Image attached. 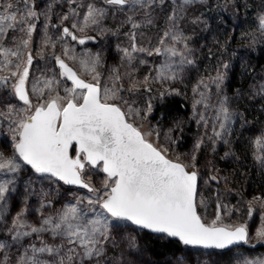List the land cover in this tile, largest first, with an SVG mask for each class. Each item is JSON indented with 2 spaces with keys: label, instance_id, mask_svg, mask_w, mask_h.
Masks as SVG:
<instances>
[{
  "label": "snow or ice",
  "instance_id": "snow-or-ice-1",
  "mask_svg": "<svg viewBox=\"0 0 264 264\" xmlns=\"http://www.w3.org/2000/svg\"><path fill=\"white\" fill-rule=\"evenodd\" d=\"M197 2L204 0H64L68 10L56 13L61 0H49L43 9L37 0H0V73H6L0 75V86L7 90L0 95V127H7L12 148L11 154L0 151V264H126L122 257L109 258L107 253L110 246H118L117 237L125 239L129 249L136 247L134 237H124L130 226L205 249H229L249 242L246 224L223 222L221 209H227L226 205L217 203L210 223L202 219L199 208L204 201L198 199V173L190 171L179 156L169 158L167 148L148 138L151 131H141L137 120L152 112L151 101L142 115L123 95L140 90L135 81L125 88L130 73L120 72L121 66L132 67L139 54L162 58L153 77L161 83L181 80L185 66L194 64L181 21L188 7ZM167 8L170 12L155 45L138 43L143 37L139 30L154 25L158 11ZM53 15L59 24L52 23ZM117 15L129 27L124 33L129 43L118 46L121 65L105 72L102 51L77 52L68 41L78 45L95 41L96 36L86 33L108 34L111 30L104 22ZM41 17L39 55L45 59L49 53L54 68L51 75L30 79L32 46ZM257 19L264 36V14ZM50 28L55 29L54 35ZM58 45L61 55L55 54ZM139 63L147 61L139 59ZM228 68V64L221 65L215 76L201 78L192 88V119L213 142L228 143L231 125L240 116L224 93ZM143 83L148 84L149 78ZM165 94L180 93L172 88L161 93ZM241 94L237 90L236 97ZM257 96L264 98V83L250 85L249 98ZM156 137L158 140L159 133ZM204 142L203 136L194 142L192 161ZM254 145L258 149L255 160L264 167V133ZM24 167L50 185L76 186L91 195L76 196L46 213L44 209L51 208L52 201L47 199L50 193L41 190L38 220L32 222L28 219L27 200L33 194L29 186L22 207L9 223V197L16 192L17 176ZM93 171L103 174L100 187L90 183ZM253 212L250 204L249 218ZM260 219L256 237L264 242V215ZM177 264H183L182 258H177ZM236 264H264V258L240 256Z\"/></svg>",
  "mask_w": 264,
  "mask_h": 264
},
{
  "label": "rangeland",
  "instance_id": "rangeland-1",
  "mask_svg": "<svg viewBox=\"0 0 264 264\" xmlns=\"http://www.w3.org/2000/svg\"><path fill=\"white\" fill-rule=\"evenodd\" d=\"M48 2L49 0H44L43 7ZM220 3H223L224 6L232 5L234 8H237V5L239 4L236 0H204L203 3H193L188 7L186 16L184 20L181 21V28L187 37L188 47L191 49L189 58L194 61V64L185 66V72L181 80L163 83L154 81L153 77L156 75L155 68L161 63L162 58L156 56L149 57L146 54H139L138 60L132 67H127L126 65L121 66L120 72L122 74L125 72L130 73L129 77H125V88L130 87L131 83L135 81L137 82V87L140 89L131 94L128 92L123 93L125 99L128 100L134 108L139 109L143 115L146 110L147 102L151 101L152 103L153 110L147 115V118L137 120V124L141 127V131H151L153 135L148 138L157 145L167 148V155L169 158L176 159V157L179 156L181 162L188 164L190 171H196L198 173V199L204 201V205L200 207L203 216L202 219L205 222L210 223L215 218L217 203L226 205L227 209H221L223 222L226 224H246L249 230V242L245 246L237 247L228 251L227 254L221 257L214 256L211 252L199 250L193 251L187 248L185 252L177 254L175 257L166 256L164 259L157 260L154 259L153 255L148 250H145L140 232L136 228H129L128 231L124 233V237H134L136 247L129 249L127 241L122 237H117L118 246L109 247L107 253L109 258L122 257L126 264H177L178 257L182 258L183 264H236L237 258L240 256L248 258H264V249H262V247H264V242L259 241L256 237V230L261 224V215H264V207H262V205H264V198L255 197L247 202L248 206L251 204L254 208L253 215L249 218L248 210L244 203L245 198L239 194L240 192L237 188L228 186V178L225 175L227 168L221 165L223 161L227 160L226 158L232 150L233 134L236 133L235 130L238 129L239 125L246 123L245 113L235 107V96L230 93L227 85L233 80L236 81V78L239 79L237 73H235L237 67L245 64V58H247V61L249 60L246 55H240V52L245 50V48L248 50L250 49V51H256L259 47L258 42H262L264 36L261 35L257 20L249 30L252 33L240 36L238 40L237 38L236 40L234 37L232 38V32H225L227 35L226 47H228V50L216 48L215 45H219L220 47L223 43L218 42V44H214L215 31L217 27L221 26V23L227 27L226 22H228L226 17L221 19V11H217ZM208 9L213 10V14L209 13ZM238 9L241 10L240 7H238ZM67 10L68 7L67 4L64 3V0H61V4L56 5L54 9L56 13L66 12ZM168 12H170V8H167L164 11H158L155 24L142 27L139 30L143 33V37L138 39V43L143 44L146 47L155 45L158 34L165 25ZM258 13L259 15L264 14V5L259 8ZM123 20L124 17L122 15H117L115 17L109 16L104 22V27L111 31L106 35H101L97 31L89 30L86 35L96 36V40L90 44L78 45L70 40L68 43L74 46L77 52H81L84 49H90L93 52L102 51L105 58V72H107L111 67L121 65V53L118 51V46L126 47L129 43L127 37L124 35L125 32L129 31V27L126 24H122ZM194 20L196 21L195 23L193 22ZM52 23L59 24V20L55 15H53ZM233 25H235V22L231 24V28ZM49 31L51 34H55L54 29L50 28ZM111 33H116V35H112ZM42 34L43 17H41V21L37 23V33L34 36L32 49L35 62L31 70L30 79L41 77L42 74L51 75V69L54 68V61H52L49 53L46 52L45 59L40 58V38ZM77 34L84 35L80 33ZM249 37H251V40ZM149 41H151V45H149ZM235 41L240 42L238 43L239 45H233L232 42ZM61 53L62 47L58 45L55 49V54L61 55ZM139 59H144L147 63L140 64ZM223 64L229 65V68L227 69V78L223 85L224 93L231 98V107L240 114L231 125V134L226 137L228 143H224L220 140L213 142L207 139L205 136V129L197 125L195 120L192 119V105L194 102L192 92L193 86L201 78L215 76L216 70ZM4 74L6 73H0V75ZM145 77L149 78L148 84L143 83ZM237 81L239 83V80ZM240 81L245 82L243 80ZM251 82L264 83V65L261 66V71L259 70L256 74H253ZM243 84L244 83H241V88L244 86ZM252 84L253 83H251V85ZM149 87L151 88L150 92L145 90ZM172 88L179 90L180 94L161 95L166 89L170 90ZM6 91V89L0 86V95L5 94ZM172 96H178L189 100V116L186 118L175 117L170 121H163L161 119L162 117H155V102ZM257 97L258 100H264V98ZM188 122L194 124L193 133L191 134L192 140L189 145L185 143L184 137L181 135V133L186 130ZM177 125H179V127H177ZM258 127L259 128L255 129L256 132L254 134L256 138L264 133V119ZM170 129L172 130L171 132L169 131ZM208 132L210 134V129ZM156 133H159L158 140ZM169 136L171 139H168ZM202 136L205 138V142L201 149L195 153V161H192L191 155L193 153L194 142ZM0 151L5 152L6 154H11L12 152L10 134L8 133L6 126L0 127ZM203 151H206L207 153H205V155L203 154L201 157L200 154H202ZM219 158H221V160ZM89 176L90 182L95 187L101 186L104 178L103 174H96L93 171L89 173ZM212 177H216V179L213 180ZM29 186L33 190V194L30 195L27 200L29 207L28 219L32 222L38 220L36 209L40 208L43 199L41 196V190L50 193V196H48L47 199L52 201V207L44 209L46 213L52 212L54 209H60L65 203L73 201L76 196L91 195L86 191L67 188L62 185H50L48 181H41L34 175L30 174L28 168L24 167L22 172L17 176L16 192L12 193L9 197V223L11 217L22 207L25 189ZM229 210L231 211L230 215L227 214ZM129 252H131V255H129ZM9 254L13 255L14 253Z\"/></svg>",
  "mask_w": 264,
  "mask_h": 264
},
{
  "label": "trees",
  "instance_id": "trees-1",
  "mask_svg": "<svg viewBox=\"0 0 264 264\" xmlns=\"http://www.w3.org/2000/svg\"><path fill=\"white\" fill-rule=\"evenodd\" d=\"M236 1L239 2L237 6L240 7L241 10H239L238 7L234 8L232 5L224 6L223 3H220V6H218L217 11H221V19L223 17L228 19V22H226L227 27L221 23V26L217 27L215 31L214 44H218V42L223 43L220 47L219 45H215L218 49L222 48V50H228V47H226L227 35L225 32H232L233 35L231 36L232 38L234 37L235 40L236 38L238 40L240 36L251 34L252 32L249 30L254 22L258 20L259 8L264 5V0ZM208 12L213 14L214 11L208 9ZM234 22L235 25L231 28V24ZM249 39L251 40V37H249ZM238 43L240 42H232L233 45H239ZM258 43L259 47L256 51H250V49L248 50L245 48V50L240 52V55H246L249 60L247 61V58H245V64L237 67L235 73H237L239 79L236 78V81L233 80L227 85L230 93L235 96V107L245 113L246 123L239 125L238 129L235 130L236 133L233 134L232 150L227 156V160L221 163L223 167L227 168L225 175L228 178V186L239 190V194L245 198L244 203L247 210L249 208L247 205L249 200L255 197L264 198V167L255 160L257 149L254 145V140L256 139L254 135L256 132L255 129L259 128L258 126L264 119V100H258V97L249 98L250 85L255 82H251L253 74H256L259 70L261 71V66L264 65V38L262 42ZM237 80H239V83ZM240 80L245 82H241ZM241 83H244L242 88ZM237 90H240L242 93L238 98L236 97ZM189 107L190 103L188 99L178 96L163 98L155 102L154 116L162 117L161 119L163 121H170L175 117L186 118L190 113ZM193 126L194 124L192 122H188V126L184 131L185 133H181L187 145H189L192 140L191 134L193 133ZM205 153L207 152L203 151V153L200 154L201 157L203 154L205 155ZM219 159L221 160V158ZM199 213L202 216L201 208H199ZM129 228L136 227L130 226ZM136 229L140 232L145 250H148L153 255L154 259L160 260L164 259L166 256L175 257L177 254L187 250V248L182 246L178 241L170 240L164 236L152 235L138 228ZM262 249H264V247H262ZM191 250L197 251L196 249ZM211 254L221 257L227 254V252H211Z\"/></svg>",
  "mask_w": 264,
  "mask_h": 264
},
{
  "label": "water",
  "instance_id": "water-1",
  "mask_svg": "<svg viewBox=\"0 0 264 264\" xmlns=\"http://www.w3.org/2000/svg\"><path fill=\"white\" fill-rule=\"evenodd\" d=\"M91 183V182H90ZM64 187H67V188H72V189H78V190H81V191H86L85 189H81V188H77L76 186H67V185H62ZM94 186V185H93ZM198 188H199V175H198ZM87 192V191H86ZM200 214V213H199ZM136 227V226H134ZM138 228V227H136ZM140 229V228H138ZM149 234H152V235H156V236H164V237H167L168 239L170 240H174V241H178L180 244H182V242H180L178 240V238H174V237H168L166 234L164 233H155V232H152L151 230H148V229H141ZM246 244H238V245H233L231 246L229 249H214V248H208V249H205V248H202V247H194V246H186V245H183L185 248H188V249H196V250H199V251H204V252H218V253H223V252H228L234 248H237V247H242V246H245Z\"/></svg>",
  "mask_w": 264,
  "mask_h": 264
},
{
  "label": "flooded vegetation",
  "instance_id": "flooded-vegetation-1",
  "mask_svg": "<svg viewBox=\"0 0 264 264\" xmlns=\"http://www.w3.org/2000/svg\"><path fill=\"white\" fill-rule=\"evenodd\" d=\"M43 4H44V0H37V6L38 7H40L41 9H42V7H43ZM54 32H55V29H54ZM93 41H88L85 45H87V44H90V43H92ZM75 43V42H74ZM34 62H35V58H34ZM33 65H34V63H33ZM33 67V66H32Z\"/></svg>",
  "mask_w": 264,
  "mask_h": 264
}]
</instances>
